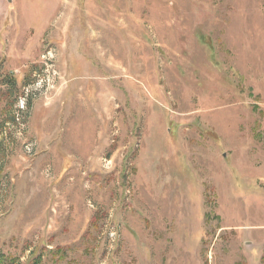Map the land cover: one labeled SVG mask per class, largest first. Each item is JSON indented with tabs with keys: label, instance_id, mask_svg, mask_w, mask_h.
Wrapping results in <instances>:
<instances>
[{
	"label": "rangeland",
	"instance_id": "374dc122",
	"mask_svg": "<svg viewBox=\"0 0 264 264\" xmlns=\"http://www.w3.org/2000/svg\"><path fill=\"white\" fill-rule=\"evenodd\" d=\"M0 264H264V0H0Z\"/></svg>",
	"mask_w": 264,
	"mask_h": 264
},
{
	"label": "trees",
	"instance_id": "16d2710c",
	"mask_svg": "<svg viewBox=\"0 0 264 264\" xmlns=\"http://www.w3.org/2000/svg\"><path fill=\"white\" fill-rule=\"evenodd\" d=\"M3 30H4V29H3ZM3 30H2V31H3ZM3 32H4V31H3ZM205 133H206V134L209 133V134H207V135L210 136V132L205 131ZM211 134H213V133L211 132ZM215 136H216V134H213V135H211L210 137H213V138H214ZM215 138H217V136H216ZM215 138H214V139H215Z\"/></svg>",
	"mask_w": 264,
	"mask_h": 264
},
{
	"label": "crops",
	"instance_id": "0c3cea01",
	"mask_svg": "<svg viewBox=\"0 0 264 264\" xmlns=\"http://www.w3.org/2000/svg\"><path fill=\"white\" fill-rule=\"evenodd\" d=\"M4 24H5V23H4ZM3 27H4V26H3ZM1 32H3L2 29H1ZM3 34H4V33H3ZM65 157H66L65 160H70L69 158H71V157L68 156V155H66ZM63 160H64V159H63ZM65 164H66V162H65ZM67 171H68V169H67ZM67 171H65V173H66Z\"/></svg>",
	"mask_w": 264,
	"mask_h": 264
}]
</instances>
